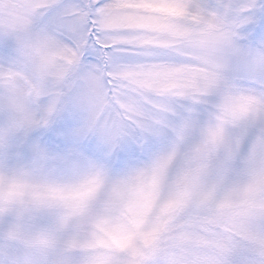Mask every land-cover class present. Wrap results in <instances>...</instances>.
<instances>
[{
  "label": "snow or ice",
  "instance_id": "obj_1",
  "mask_svg": "<svg viewBox=\"0 0 264 264\" xmlns=\"http://www.w3.org/2000/svg\"><path fill=\"white\" fill-rule=\"evenodd\" d=\"M0 264H264V0H0Z\"/></svg>",
  "mask_w": 264,
  "mask_h": 264
}]
</instances>
